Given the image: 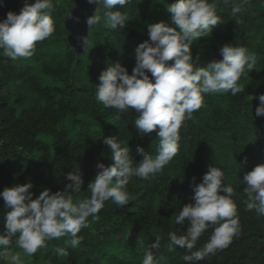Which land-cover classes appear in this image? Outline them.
Returning a JSON list of instances; mask_svg holds the SVG:
<instances>
[{
	"label": "trees",
	"instance_id": "trees-1",
	"mask_svg": "<svg viewBox=\"0 0 264 264\" xmlns=\"http://www.w3.org/2000/svg\"><path fill=\"white\" fill-rule=\"evenodd\" d=\"M171 2L132 0L120 9L127 16L123 28L112 30L103 23L89 27L87 49L77 54L64 27L73 1L53 0L55 31L36 44L31 57L13 61L0 49V192L29 181L33 198L44 189L61 191L70 183L67 173L79 168L84 183L79 193L70 194L74 200L90 197L97 163H113L110 148L103 143L107 136L128 144L134 162L142 159L138 144L156 155V132L142 138L134 127L138 114L133 109L120 113L105 108L96 99V89L100 74L112 63L119 61L131 74L136 47L149 39L148 24L163 21L175 27L165 7ZM23 4L24 0H0V20L8 11L19 13ZM106 10L97 5L95 14L103 16ZM217 14L222 22L210 36L192 43L193 58L199 55L204 65L222 59L225 44L245 46L258 57L257 69L238 81L245 91L236 96L205 95L202 107L181 126L179 150L170 163L148 179L130 178L127 205L106 201L99 219L89 217V227L78 234L83 237L80 246L69 247L67 256L53 251L64 246L62 237L48 241L47 250L23 256L24 264H142L146 247L157 235L161 238L157 264H187L182 259L185 249L168 250V233L180 228L175 217L184 204L193 202V177L200 183L210 165L220 167L224 183L234 188L241 231L225 249L195 264H264V216L245 211L242 183L245 172L264 163V116L256 115L258 96L264 94V0H251L237 17L220 2ZM5 212L0 197V232ZM214 227L202 234L197 248L207 242ZM187 228L185 223L181 231L186 233ZM138 237L144 244L137 243ZM11 250L22 251L15 244Z\"/></svg>",
	"mask_w": 264,
	"mask_h": 264
},
{
	"label": "clouds",
	"instance_id": "clouds-1",
	"mask_svg": "<svg viewBox=\"0 0 264 264\" xmlns=\"http://www.w3.org/2000/svg\"><path fill=\"white\" fill-rule=\"evenodd\" d=\"M131 2L87 0L90 5H102L107 9L103 16L99 13L88 16L87 26L103 23L112 30L123 28L127 16L120 9ZM220 2L229 5L231 15L237 17L251 0H172L165 7L175 27L163 21L148 24L149 39L136 47V63L131 74L117 61L99 76L97 101L120 113L133 109L138 114L134 127L141 137L156 132L159 140L156 155L148 154L138 144L136 151L142 159L134 162L128 144L117 136H107L103 143L109 146L113 163H97V174L89 184L90 197L74 200L70 194L79 193L84 183L79 168L67 173L70 183L63 190L44 189L35 198L30 191L31 181L5 187L0 192L6 209L3 231L0 232V261L24 264L23 256L31 257L38 250H47L48 241L62 237L66 238L64 246H57L53 251L57 256H67L69 247L80 246L83 237L78 234L82 228L89 227V217L93 221L99 219L98 213L106 201L111 200L118 207L129 203L131 197L127 185L131 177L148 179L155 176L177 155L180 128L202 107L205 95L231 93L236 96L245 91L238 81L246 72L257 69L258 60L257 55L245 46L225 44L221 48L222 59H213L204 65L199 63V55L193 58L192 43L210 36L222 22L217 14ZM54 8L53 0H24L19 13L8 11L0 20L2 54L13 61L31 57L36 44L55 31ZM81 40L86 47V37ZM258 99L256 115L264 116V94ZM224 177V171L213 165L209 166L200 183L196 184L193 177V202L184 204L176 215L175 224L180 228L168 233V250L185 249L182 259L187 264L215 255L240 234L237 205L232 199L234 188L224 183ZM242 183L246 185L243 189L247 197L245 211L255 210L264 216V163L245 172ZM185 223L188 224L186 233L181 231ZM213 225L207 242L197 248L202 234ZM155 237L146 247L142 264H157L156 253L161 248V238ZM144 241L138 237L137 243L142 245ZM13 244L22 251H12Z\"/></svg>",
	"mask_w": 264,
	"mask_h": 264
},
{
	"label": "water",
	"instance_id": "water-1",
	"mask_svg": "<svg viewBox=\"0 0 264 264\" xmlns=\"http://www.w3.org/2000/svg\"><path fill=\"white\" fill-rule=\"evenodd\" d=\"M72 16L64 21V27L68 31L67 42L77 54L86 51L81 38L88 35V26L86 23L87 17L94 15L97 5H90L87 0H72ZM88 41V40H87Z\"/></svg>",
	"mask_w": 264,
	"mask_h": 264
}]
</instances>
